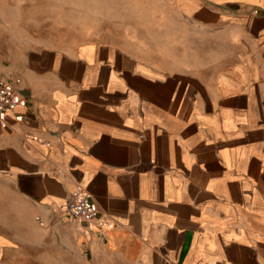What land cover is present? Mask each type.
<instances>
[{
    "label": "crops",
    "instance_id": "1",
    "mask_svg": "<svg viewBox=\"0 0 264 264\" xmlns=\"http://www.w3.org/2000/svg\"><path fill=\"white\" fill-rule=\"evenodd\" d=\"M211 1L174 0L225 36L208 59L56 41L0 2L25 99L0 121V264H264V10ZM76 186L107 225L67 213Z\"/></svg>",
    "mask_w": 264,
    "mask_h": 264
},
{
    "label": "rangeland",
    "instance_id": "2",
    "mask_svg": "<svg viewBox=\"0 0 264 264\" xmlns=\"http://www.w3.org/2000/svg\"><path fill=\"white\" fill-rule=\"evenodd\" d=\"M16 6L27 18L29 26H44L55 33L56 41H80L105 38L109 42L140 44L141 57L164 58L165 44L172 45V53H185L192 59L201 55L211 58L215 49H227L225 36L213 35L211 24H194L180 19L174 0H0ZM209 2H212L209 0ZM10 7V8H9ZM13 10V9H12ZM226 11H232L227 7ZM195 26H202L200 34ZM54 30V31H51ZM216 41V42H215ZM182 48L180 49V45ZM168 53V51L166 52ZM158 55V56H157ZM30 254V253H29ZM20 260L17 264H22ZM43 264H52L49 258ZM55 264H68L66 256Z\"/></svg>",
    "mask_w": 264,
    "mask_h": 264
},
{
    "label": "built area",
    "instance_id": "3",
    "mask_svg": "<svg viewBox=\"0 0 264 264\" xmlns=\"http://www.w3.org/2000/svg\"><path fill=\"white\" fill-rule=\"evenodd\" d=\"M260 7L264 10V0H261ZM19 78L0 77V121L16 110L18 106L25 105V99L18 90ZM46 146L49 142L40 140ZM67 213L78 220L93 222L97 227L102 228L108 222L98 215V209L90 194L80 186H76L66 202Z\"/></svg>",
    "mask_w": 264,
    "mask_h": 264
}]
</instances>
